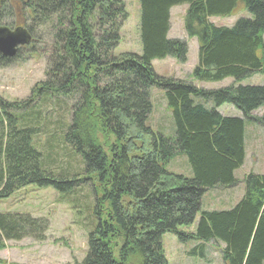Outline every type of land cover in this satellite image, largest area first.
Segmentation results:
<instances>
[{"label":"trees","instance_id":"trees-1","mask_svg":"<svg viewBox=\"0 0 264 264\" xmlns=\"http://www.w3.org/2000/svg\"><path fill=\"white\" fill-rule=\"evenodd\" d=\"M15 1L22 4L18 6L32 36L26 46L36 39L49 43L46 78L34 89L42 99L61 94L73 100L65 139L101 188L97 223L88 234L81 264H169L161 237L168 233L179 242L195 243L190 256L202 258L205 243L218 241L225 264H264V173L248 172L242 197L228 209H201L206 191L237 183L233 172L244 164L247 122L264 123V114L253 115L264 107V84H242L264 73V0H138L141 54L120 55L114 50L127 18L124 1L0 0V22L10 16ZM184 3L186 34L197 38L193 77L203 82L229 77L232 84L207 90L154 72L152 59L187 60L186 41L167 37L169 10ZM239 5L250 17L241 16L230 27L209 21L230 16ZM153 86L166 98L171 134L146 124ZM31 100L35 97L30 95L9 103L0 97V199L28 185L66 192L85 180L57 175L44 164L45 155L32 143L42 122L38 111L29 119L19 115ZM223 103L234 106L241 117L221 116L217 108ZM133 137L144 138V145L130 156ZM177 155L186 157L189 174L167 169ZM126 194L132 198L130 207L121 201ZM181 226L193 229L185 232ZM47 227L42 217L0 213V248L24 238L41 242Z\"/></svg>","mask_w":264,"mask_h":264},{"label":"rangeland","instance_id":"rangeland-1","mask_svg":"<svg viewBox=\"0 0 264 264\" xmlns=\"http://www.w3.org/2000/svg\"><path fill=\"white\" fill-rule=\"evenodd\" d=\"M122 1L125 4L127 18L120 27L119 41L114 54H141L138 0ZM19 4L22 5L18 1L12 2L10 16L1 19L0 25L6 26L7 22L14 24L15 20H19L18 23L24 20ZM187 7L188 5L184 3L170 8L171 26L167 33V37L171 39L178 38L186 41L187 60L180 63L169 56L155 58L151 60L152 67L160 77L186 80L196 87L213 89L216 84L211 82L207 84L195 79L192 75V70L198 63V47L197 38L188 36L185 31L184 19ZM241 16L250 17V14L242 5H239L230 16H213L209 17V21L215 26L230 27ZM44 28H42L43 31L41 30L42 37L46 33ZM35 37L40 35L36 34ZM48 49V39L44 44L43 41L36 39L33 45L16 50L18 58L13 57L9 63H2L0 60V97L9 103H20L27 100L30 95L35 97V100L29 101L25 108H19L20 111L14 108L12 110L19 111V115L23 117L24 114L27 119L38 111L42 122L37 134L32 138V143L36 148L38 146L41 148L45 155L44 164L51 167L57 175L62 173L61 175L85 180H78L76 185L66 192H59L51 187L39 188L28 185L17 189L9 197L0 199V213H28L33 217H42L48 222L45 239L42 242L31 238L7 241L5 246L0 248V264H81L87 250L88 234L97 223L95 209L97 195L101 194L100 185L94 174L84 171L80 156L65 139V123L70 121L69 106L73 100L61 94L57 95L58 98L53 94V99H42V93L34 89L38 82L46 78ZM246 82L264 84V74H256L246 79ZM150 96L152 110L146 124L153 131L170 133L172 119L170 110L166 107L163 91L153 86L150 88ZM263 114L264 107L253 113L256 117H262ZM245 130L247 158L244 165L236 170L237 183L234 186L213 187L206 191L201 199V209L209 211L228 209L243 195L245 187L243 179L248 172L264 173V123L247 122ZM97 137L101 140L99 134ZM131 140L130 156H134L143 148L144 138L133 137ZM167 169L175 173L189 174L187 159L181 155L170 160ZM129 200H132L131 196L127 194L122 196L121 201L126 207H130L127 204ZM197 218L198 216L195 221ZM193 226L181 227L185 232H190ZM161 237L169 264H225L221 255L224 248L221 242L205 243L204 256L199 258L189 255V251L195 244L193 241L179 242L171 233L163 234Z\"/></svg>","mask_w":264,"mask_h":264},{"label":"water","instance_id":"water-1","mask_svg":"<svg viewBox=\"0 0 264 264\" xmlns=\"http://www.w3.org/2000/svg\"><path fill=\"white\" fill-rule=\"evenodd\" d=\"M30 41V34L21 25L13 29L7 26H0V54L4 57H13L18 46H23Z\"/></svg>","mask_w":264,"mask_h":264},{"label":"crops","instance_id":"crops-1","mask_svg":"<svg viewBox=\"0 0 264 264\" xmlns=\"http://www.w3.org/2000/svg\"><path fill=\"white\" fill-rule=\"evenodd\" d=\"M263 41H264V36H263ZM256 74H260V73H256ZM256 74L255 75H253V76H256ZM253 76H251V77H253ZM250 77V78H251ZM233 80V78H224V79H221L220 81H216V82H211V83H213V84H216V87L215 88H213V89H219V88H221V87H225V86H228V85H230V84H232V81ZM203 82V81H202ZM207 84H209L210 82H206ZM227 83V84H226ZM259 82H256L255 84H252V83H247L246 82V79H244V81L242 82V84L244 85V84H250V85H256V84H258ZM226 84V85H225ZM209 107L210 106H212L210 103L209 104H207ZM217 111L219 112V114L222 116H232V117H234V116H237V117H241L240 116V112L233 106H231V105H228V104H225V103H223L222 104V106H220L219 108H217ZM171 117V116H170ZM171 127H170V129H169V131H170V133H172L173 131H172V129H173V125H172V123H171V125H170ZM245 132H246V130H245ZM163 133H167V132H163ZM244 151H245V157H244V161L246 160V158H247V151H246V139H245V134H244ZM181 156H183V155H181ZM244 161H243V163H244ZM244 165V164H243ZM242 165V166H243ZM241 166V167H242ZM241 167H239V168H241ZM239 168H237L236 170H238ZM236 170L233 172V175L235 176V178L237 179V177H236V175H235V173H236ZM189 171V173H190V169L188 170ZM217 187V186H216Z\"/></svg>","mask_w":264,"mask_h":264}]
</instances>
